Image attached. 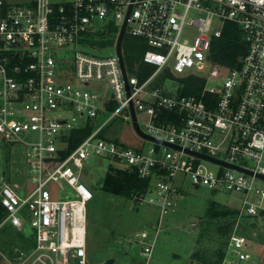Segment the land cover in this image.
Instances as JSON below:
<instances>
[{
  "label": "built area",
  "instance_id": "built-area-1",
  "mask_svg": "<svg viewBox=\"0 0 264 264\" xmlns=\"http://www.w3.org/2000/svg\"><path fill=\"white\" fill-rule=\"evenodd\" d=\"M124 19L125 81L115 43L110 49L94 39L99 32L117 37ZM225 22L238 26L246 51L236 67L213 63L210 76H223L215 88L193 70L212 63L210 42ZM125 34L147 46L131 74L122 50ZM187 77L204 80L198 95L182 93L184 82L176 78ZM165 80L176 86L167 89ZM129 102L144 134L179 149L150 141L129 147L111 138L106 128L115 118L132 127ZM100 113L107 116L92 129ZM86 125L88 135L63 155L69 131ZM0 141L23 145L29 181L0 186V227L8 222L20 233L25 224L32 229L29 250H0L3 264L88 263L85 204L92 194L80 175L90 157L152 177L133 200L156 205L159 220L173 210L178 174L194 187L237 193L239 217L264 215V188L254 176L216 164L219 169L211 171L204 165L211 162L186 152L264 176V0H0ZM51 186L64 199L52 198ZM246 244L233 232L227 250L244 261L250 257ZM150 252V244L140 249L143 257Z\"/></svg>",
  "mask_w": 264,
  "mask_h": 264
},
{
  "label": "rangeland",
  "instance_id": "rangeland-1",
  "mask_svg": "<svg viewBox=\"0 0 264 264\" xmlns=\"http://www.w3.org/2000/svg\"><path fill=\"white\" fill-rule=\"evenodd\" d=\"M10 3L25 5L28 0H7ZM59 2L60 0H49ZM103 23V22H102ZM101 23V24H102ZM120 23L116 24L118 30ZM115 33L99 32L94 39H100L103 45L110 46L115 43ZM128 37L125 34V38ZM100 40V41H101ZM99 43V41L97 40ZM124 51V47L122 48ZM107 53L106 50L101 51ZM128 74L133 73L130 64L125 63ZM212 63H205L201 70H193L197 74L207 77V86L219 87L223 76L213 79L210 71ZM163 85L167 89L176 86L171 80H165ZM77 86L82 87L80 84ZM106 114H99L92 120L96 128L105 118ZM141 119L140 114H138ZM106 128L107 134L129 147L137 145L150 146L151 143L135 134L129 121H122L117 117ZM25 149L19 143H5L0 141V186L5 183H29L25 174ZM242 164L252 167L250 160ZM211 171L219 168L215 164H204ZM107 168L106 159L90 157L85 167L81 169L80 180L92 194L85 204V238L87 264H96L108 258L114 260L113 264H217L219 251L225 253L221 264H264V216L237 215L232 224V231L227 232V220L207 221L205 210L210 200L218 203L217 208L228 206L239 207L238 194L226 191L210 192L206 187H194L188 178L178 174L174 184L178 191L174 195V207L160 220L159 209L145 200L140 202L121 195H113L100 188L102 176ZM2 176H5L2 179ZM259 188L264 183L254 180ZM52 198L64 199V195L51 186ZM256 196V195H255ZM259 198V196H256ZM254 200L255 197L253 196ZM159 224V226H158ZM147 233V238H140V233ZM240 233L247 239L244 251L249 259L238 261L231 250H227L229 236ZM32 229L24 225L22 233L8 222L0 227V250H29L28 241ZM21 235V236H20ZM144 244L151 245L148 257L140 255ZM193 254H196L193 256ZM3 264V263H0Z\"/></svg>",
  "mask_w": 264,
  "mask_h": 264
},
{
  "label": "trees",
  "instance_id": "trees-1",
  "mask_svg": "<svg viewBox=\"0 0 264 264\" xmlns=\"http://www.w3.org/2000/svg\"><path fill=\"white\" fill-rule=\"evenodd\" d=\"M107 34L109 35L110 33L107 32ZM123 47L124 62L130 64V66L133 62L140 60V55L147 48L144 41L131 37H126L124 39ZM245 51L246 48L243 44L241 31L238 26L231 22H225L222 28L221 36L213 38L210 42L209 57L213 63L227 68H233L238 65L241 57L245 54ZM146 69L149 70L148 68H145V70ZM176 79L184 82L182 93L187 95H198L204 84V80L198 77ZM113 108H115L114 104H110L108 106V109L110 110ZM90 129V125H86L82 128L71 129L68 135V149L63 152V155H66L78 143H80V141L88 135ZM151 182L152 177L142 179L137 176L133 169L119 168L109 164L102 176L100 188L107 193L133 199V197L137 194L145 192ZM217 206L218 203L216 201L210 200L205 210V217L208 219L207 221L227 220L229 224H225V230L230 234L233 227L232 224L237 217L239 207L230 208L228 206H224L217 208ZM4 216L5 210L0 204V221ZM229 234L227 235V238L229 237ZM1 250L10 255L11 250H5L4 247ZM194 255L196 254H193V256ZM218 255L219 259L217 264H221L225 258V253L223 251H219Z\"/></svg>",
  "mask_w": 264,
  "mask_h": 264
},
{
  "label": "water",
  "instance_id": "water-1",
  "mask_svg": "<svg viewBox=\"0 0 264 264\" xmlns=\"http://www.w3.org/2000/svg\"><path fill=\"white\" fill-rule=\"evenodd\" d=\"M129 9H130V6L127 9L126 16L128 15ZM125 25H126V19H124V21H123V23L121 25V28L119 30V33H118V35L116 37V41H115L116 54H117V57H118V62H119V66H120L122 77H123L124 81H125V70H124L123 59H122V55H121V43H122V40H123ZM125 90L127 92V84H126V82H125ZM129 114H130V117H131V123H132L133 130L137 134V136H139L140 138H142L144 140H147V141H150V142H154V143H157V144H161V145H165V146H167L169 148H172V149H179L178 147H176L174 145L167 144V143H165V142H163V141H161L159 139H156V138H153L151 136H148V135L144 134L137 126L135 113L133 111L131 102H129ZM186 152L190 153V154H193L196 157L201 158L203 160H206L208 162L214 163L216 165H219V166L231 169V170H235L237 172L243 173V174L248 175V176H254L256 179H258V180H260V181H262L264 183V176L263 175L254 174L251 170L246 169L244 167L238 166L236 164H230V163H227V162H224L222 160L215 159V158H212V157H209V156H206V155L193 153V152H190L188 150H186ZM113 263H114V260L111 259V258H108V259H106V260H104L102 262L96 263V264H113Z\"/></svg>",
  "mask_w": 264,
  "mask_h": 264
}]
</instances>
